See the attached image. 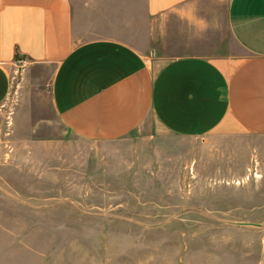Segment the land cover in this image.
Returning a JSON list of instances; mask_svg holds the SVG:
<instances>
[{
	"label": "rangeland",
	"instance_id": "obj_1",
	"mask_svg": "<svg viewBox=\"0 0 264 264\" xmlns=\"http://www.w3.org/2000/svg\"><path fill=\"white\" fill-rule=\"evenodd\" d=\"M51 68L0 104V264H264V136L68 130Z\"/></svg>",
	"mask_w": 264,
	"mask_h": 264
},
{
	"label": "crops",
	"instance_id": "obj_2",
	"mask_svg": "<svg viewBox=\"0 0 264 264\" xmlns=\"http://www.w3.org/2000/svg\"><path fill=\"white\" fill-rule=\"evenodd\" d=\"M21 61L84 139L264 136V0H0V104Z\"/></svg>",
	"mask_w": 264,
	"mask_h": 264
}]
</instances>
